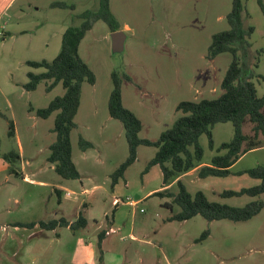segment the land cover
Wrapping results in <instances>:
<instances>
[{"label":"rangeland","instance_id":"374dc122","mask_svg":"<svg viewBox=\"0 0 264 264\" xmlns=\"http://www.w3.org/2000/svg\"><path fill=\"white\" fill-rule=\"evenodd\" d=\"M56 2L67 7L56 6ZM99 2L17 0L13 10L23 5L25 13L19 22L22 29H27L26 36H3L8 29L0 27V226L8 223L0 231V264L1 255H7L3 252L9 249L13 257L20 239L27 241L30 232L41 251L49 255L41 264H264V207L247 221H208L201 215L170 220L180 207L175 203L166 207L164 203L172 202V197L153 193L167 187L164 195L169 191L177 193L179 186L175 180L163 187L158 165L146 169L156 147L139 145L123 177L113 186L111 180V174L129 154L123 125L108 111L112 72L120 77L123 105L141 121L139 137L157 140L180 116L178 103L214 99L222 93L221 82L232 54L222 52L211 59L208 47L214 34L228 29L232 0H110L111 12L125 34L123 50H112L111 30L101 19L93 21L78 48L80 58L95 75L93 84L82 83L74 117L76 127L70 133L72 160L81 180L63 179L51 168L47 157L56 139V112L41 118L36 111L65 90L58 84L47 91L46 80L36 89L26 90L23 83L28 80L27 73L44 71L28 66L26 60L50 61L56 57L63 31L69 25H79V16L85 10H98ZM242 2V22L254 30L249 38V53L238 55L244 70L254 73L252 81L262 96L264 14L257 0ZM31 36L37 39L32 48L29 41L23 43ZM11 125L13 136L9 135ZM242 131L251 134V125L243 123ZM233 135L231 122L213 126L212 147L208 136L202 134L201 165L223 154L225 150L219 149L220 145ZM79 136L92 142L93 148L81 150ZM8 153L15 157L6 160L4 155ZM257 165H264V146L244 153L227 176L200 178L197 168L179 179L192 195L202 191L210 201L243 206L264 198V194L222 197L220 193L257 185L259 179L240 173ZM21 172H26L33 182L24 180ZM66 191L74 195L66 196ZM114 198L122 201L115 206ZM127 198L138 203L131 205ZM31 201L41 208L34 215L27 211ZM79 212L88 221L84 229L58 227L52 231L26 226L35 222V217L37 222L60 216L74 220ZM14 225L20 228H12ZM101 230L108 232L99 251L97 236ZM205 230L207 236L198 240Z\"/></svg>","mask_w":264,"mask_h":264},{"label":"trees","instance_id":"16d2710c","mask_svg":"<svg viewBox=\"0 0 264 264\" xmlns=\"http://www.w3.org/2000/svg\"><path fill=\"white\" fill-rule=\"evenodd\" d=\"M264 14V0H257ZM54 5L67 7L63 2ZM69 7L73 8V5ZM244 5L242 0H232L231 11L227 14L228 29L220 31L212 36L208 47V57L213 59L222 52L232 54V60L221 82L222 93L214 99H202L199 101H181L176 109L180 116L173 125L161 132L155 141L140 138L141 121L122 103L120 77L117 72H112L113 89L108 100V111L111 117L118 119L124 129L125 138L129 146V154L119 167L111 174L112 186L130 166L137 153L139 145L154 146L157 148L155 155L149 160L146 169L158 165L162 172L163 187L169 186L176 180L179 190L177 193L156 191L153 195L172 197V202H165L166 207L173 203L180 207V211L171 216L170 220L183 221L196 215H201L208 221L228 219L231 221H247L258 214L264 207V198L248 202L243 206H231L216 201H210L202 191L190 194L179 176L198 167L203 157V148L199 143L202 134H206L212 147V128L216 123L231 122L234 128L233 138L223 142L219 149L225 150L223 154L212 157L209 164L198 167V176L224 177L230 174V167L247 151L264 146V95L259 96L252 78L254 73L246 72L241 65L238 52L247 55L251 49L249 38L254 27L244 25L242 12ZM82 20L79 25H69L61 37L59 53L52 60H27L26 64L33 68H44L43 72L27 73L28 80L23 84L26 90H34L41 81L46 83V90L61 84L64 88L63 95L54 97L46 107L38 108L36 114L41 118H47L56 112L53 131L56 134L55 141L49 146L47 161L54 165V171L63 179H78L80 173L72 160V148L70 133L76 127L74 117L80 105L82 83L95 82L94 72L80 58L78 48L86 32L91 29L93 21L101 19L110 28L111 32L119 30V24L110 9V0H100L96 11L85 10L80 14ZM125 78L129 76L125 74ZM264 80V76H261ZM248 122L251 125V134L242 131V124ZM14 129L11 125L9 135L13 136ZM78 144L81 150L93 148V143L79 136ZM15 157L14 153L4 155L8 160ZM240 173L259 179L257 185L241 188L239 190H223L222 197L259 196L264 194V165H257ZM59 194L58 191H56ZM43 229L52 230L58 226H67L69 222L65 218L50 219L47 222H37ZM35 222L26 224L34 226ZM87 220L83 214L70 225L75 231L85 227ZM22 226V223H16ZM208 230H205L198 240L205 238ZM105 231L98 234L97 248L102 251L101 244Z\"/></svg>","mask_w":264,"mask_h":264},{"label":"crops","instance_id":"0c3cea01","mask_svg":"<svg viewBox=\"0 0 264 264\" xmlns=\"http://www.w3.org/2000/svg\"><path fill=\"white\" fill-rule=\"evenodd\" d=\"M16 1L17 0H0V27L8 29V31H5L4 33H2V35L5 36L6 34H8V37L9 38H13V39H15V38H24L26 36V34H27V29H22L21 25H20V22H19V20L22 18V16L25 13L24 12L25 10H24V7H23L22 4H19L16 7V9L13 10V7H14V4L16 3ZM21 41H23V40H21ZM25 41L26 42L29 41L28 46H30L32 48V47H35L37 39L35 38V36H33V37L31 36L30 40L26 39V40H24L23 43H25ZM28 60H34V59H28ZM26 82L27 81H24V83H26ZM18 159H21V156H18ZM199 166H201V164ZM198 167H196V168H194V169H192V170H190L188 172L194 171ZM51 168L54 170V165L52 163H51ZM11 171H13V170H11ZM17 174H19V173H17ZM20 176L24 180H27L28 182H33V179H31L27 175L26 172H21ZM78 180H81V178L79 177ZM39 183H42V182H39ZM60 188H61V186H60ZM57 195L60 196L61 194H57ZM120 202L115 203V198H114L113 201H112V204H115V206H117ZM136 202H138V201H136ZM83 206H87V204L86 205L83 204ZM38 208H39V206L37 205V202L31 201L27 211L34 215ZM24 209L25 208H23V211H24ZM40 209H38V210H40ZM80 213L81 212H79V214ZM60 217H62V216H60ZM60 217H52V218H48V219L41 220V221L47 222L50 219H57V218H60ZM37 218L38 217L34 218V220H36L34 226L29 227V228L33 229V228H36V227H40V229H42V230H47V229H43L37 223ZM62 218H65V217H62ZM76 219H74V220L66 219L69 222V224L67 226H58V227H66L67 229H70V225ZM87 225H88V221H87L86 226ZM6 226H8V223L5 222L3 225L0 226V231L4 230L5 228H7ZM86 226L83 227V229L86 228ZM58 227H56V228H58ZM12 228H20V227L14 225ZM56 228L52 229V231H55ZM17 230H19V229H17ZM101 231H103V230H101ZM104 231H105V235H104V237H105L107 235L108 231H106V230H104ZM30 233H31V235H30V237H29V239L27 241L24 240V238L20 239V241H19V244H20L19 249H18L17 252L14 253L13 257H11L9 249H6L7 252H3V253H6L7 255L6 256L1 255V262H2L1 264H41L43 259H48L49 255H45L41 251L42 249L39 246L38 241L35 238L32 237L33 236V232H30ZM37 234L41 235L42 233L38 232ZM104 237H103V239H104ZM103 239H102L101 247L103 246ZM56 242H58V241H56Z\"/></svg>","mask_w":264,"mask_h":264},{"label":"water","instance_id":"95a60500","mask_svg":"<svg viewBox=\"0 0 264 264\" xmlns=\"http://www.w3.org/2000/svg\"><path fill=\"white\" fill-rule=\"evenodd\" d=\"M112 50L114 52H120L124 48L125 34L121 30L111 32Z\"/></svg>","mask_w":264,"mask_h":264},{"label":"built area","instance_id":"2783aa9c","mask_svg":"<svg viewBox=\"0 0 264 264\" xmlns=\"http://www.w3.org/2000/svg\"><path fill=\"white\" fill-rule=\"evenodd\" d=\"M66 196H71L74 195V193L72 191H66ZM128 202H130L131 205H136L138 202L136 201H132L130 198H127ZM121 200H119L118 198H115V203L120 202Z\"/></svg>","mask_w":264,"mask_h":264}]
</instances>
